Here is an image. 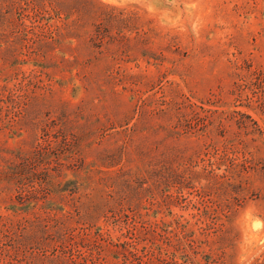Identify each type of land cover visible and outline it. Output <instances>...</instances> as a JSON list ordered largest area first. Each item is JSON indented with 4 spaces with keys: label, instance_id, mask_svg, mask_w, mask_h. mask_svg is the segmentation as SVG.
<instances>
[{
    "label": "rangeland",
    "instance_id": "1",
    "mask_svg": "<svg viewBox=\"0 0 264 264\" xmlns=\"http://www.w3.org/2000/svg\"><path fill=\"white\" fill-rule=\"evenodd\" d=\"M0 264H264V0H0Z\"/></svg>",
    "mask_w": 264,
    "mask_h": 264
}]
</instances>
